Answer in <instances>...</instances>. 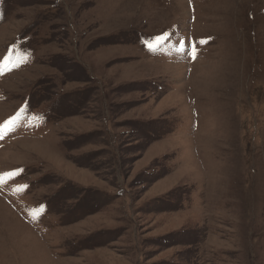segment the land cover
Segmentation results:
<instances>
[{"label": "rangeland", "instance_id": "rangeland-1", "mask_svg": "<svg viewBox=\"0 0 264 264\" xmlns=\"http://www.w3.org/2000/svg\"><path fill=\"white\" fill-rule=\"evenodd\" d=\"M6 55L0 264H264V0H0Z\"/></svg>", "mask_w": 264, "mask_h": 264}, {"label": "snow or ice", "instance_id": "snow-or-ice-1", "mask_svg": "<svg viewBox=\"0 0 264 264\" xmlns=\"http://www.w3.org/2000/svg\"><path fill=\"white\" fill-rule=\"evenodd\" d=\"M171 33L168 31L161 32L156 35H152L150 38L142 41V43L145 45L147 49L150 51L155 52L159 47L165 44L166 41L169 40ZM206 41H202V43H205ZM186 42L184 39H181L178 42V47L176 48V51L180 53H184L186 50ZM189 55L192 56L193 59L196 57V48L195 45H192L189 50ZM11 62V57L6 55L2 59H0V72H2L3 68L8 65ZM13 67L18 66V64H13ZM11 70V69H9ZM19 120L18 115H14L13 117H10L7 121L0 122V139H3L6 135H8L10 132L14 131L15 127L17 126V121ZM22 170H13L9 172L0 173V187L5 186L12 180H14L16 177H18L21 174ZM27 186H18V190L22 191L26 189ZM38 213H33L32 218L37 219Z\"/></svg>", "mask_w": 264, "mask_h": 264}, {"label": "bare ground", "instance_id": "bare-ground-1", "mask_svg": "<svg viewBox=\"0 0 264 264\" xmlns=\"http://www.w3.org/2000/svg\"><path fill=\"white\" fill-rule=\"evenodd\" d=\"M17 141V140H16ZM19 141V140H18ZM15 142V141H14Z\"/></svg>", "mask_w": 264, "mask_h": 264}]
</instances>
